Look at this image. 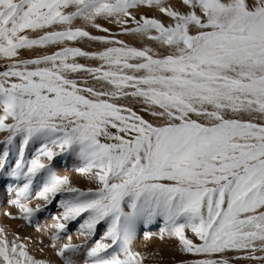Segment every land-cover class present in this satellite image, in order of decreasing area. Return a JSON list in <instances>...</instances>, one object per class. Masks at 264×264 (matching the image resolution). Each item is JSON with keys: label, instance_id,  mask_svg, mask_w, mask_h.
Instances as JSON below:
<instances>
[{"label": "snow or ice", "instance_id": "6c2138e0", "mask_svg": "<svg viewBox=\"0 0 264 264\" xmlns=\"http://www.w3.org/2000/svg\"><path fill=\"white\" fill-rule=\"evenodd\" d=\"M0 59L3 215L40 233L0 264H162L159 220L179 264H264V0H0Z\"/></svg>", "mask_w": 264, "mask_h": 264}, {"label": "rangeland", "instance_id": "374dc122", "mask_svg": "<svg viewBox=\"0 0 264 264\" xmlns=\"http://www.w3.org/2000/svg\"><path fill=\"white\" fill-rule=\"evenodd\" d=\"M55 49L50 48L49 51H53ZM82 59V58H81ZM83 62V60H82ZM5 63L4 60L0 59V70H2V66ZM89 63H96V62H89ZM133 107L139 111L140 105L134 104ZM143 114V113H141ZM147 118V117H146ZM2 133H0V139L3 138ZM60 171L62 173L66 174H72L74 176V179H76L75 174L72 171L71 168V162H69V166L67 167H60ZM80 186L86 187L87 184L85 181L80 180ZM14 188L15 183L10 179L4 176L3 173H0V226H3L8 233L10 234L13 232H18L22 238V240L25 243H29L28 237H32L33 240L31 242V251L33 254L40 256V253L38 252V247H40L38 241L36 240V237L40 235V233L35 232L34 226H28L23 221H14L9 220L3 215V212L5 210L12 211L13 213L16 211L14 208H12L8 201L10 198L14 196ZM59 199V197H57ZM56 202H53V205L49 206V210L45 211L44 213L40 214V223L43 224H51L53 221L51 219L52 214H57L61 210L55 206ZM78 224L79 222H73L69 225V234L72 235L74 241L79 242L83 239L79 235L78 232ZM164 227L163 221L159 220L156 223L152 225H146L143 226L141 229L138 230L137 239L135 241V247L137 250L145 253H153L156 251H159L164 256V261L162 264H179V261L181 260H191L198 257H194L191 254H183L178 253L175 251V240H171L168 238H165L164 240L160 239V230ZM35 229V230H34ZM106 231V225L101 224L97 228L96 234L92 237V240L90 242H94L95 240L101 239ZM146 233H150V236H146ZM189 236L196 239L191 232H189ZM197 242H199L197 240ZM48 241L45 237V244H47ZM46 254L49 255L50 258L53 260L58 261L59 258L55 257L50 253V251L46 248L45 249ZM156 260L158 261L159 258L157 257ZM145 264H156V261L149 259L145 262ZM238 264H251V262L248 261H239Z\"/></svg>", "mask_w": 264, "mask_h": 264}, {"label": "bare ground", "instance_id": "6f19581e", "mask_svg": "<svg viewBox=\"0 0 264 264\" xmlns=\"http://www.w3.org/2000/svg\"><path fill=\"white\" fill-rule=\"evenodd\" d=\"M58 214V213H57ZM35 230V229H34ZM35 232H37L36 230H35Z\"/></svg>", "mask_w": 264, "mask_h": 264}]
</instances>
